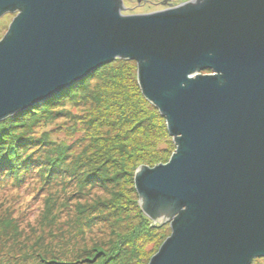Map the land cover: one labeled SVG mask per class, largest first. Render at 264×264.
I'll return each instance as SVG.
<instances>
[{"label": "water", "instance_id": "obj_1", "mask_svg": "<svg viewBox=\"0 0 264 264\" xmlns=\"http://www.w3.org/2000/svg\"><path fill=\"white\" fill-rule=\"evenodd\" d=\"M122 9L121 0H0V17L16 13L0 40V121L113 60L135 62L176 145L167 163L134 173L142 213L170 229L147 264L264 258V0Z\"/></svg>", "mask_w": 264, "mask_h": 264}, {"label": "rangeland", "instance_id": "obj_2", "mask_svg": "<svg viewBox=\"0 0 264 264\" xmlns=\"http://www.w3.org/2000/svg\"><path fill=\"white\" fill-rule=\"evenodd\" d=\"M121 1L122 15H142L159 12L190 0ZM15 15L16 13L5 14L0 17V40L6 34ZM95 86L92 83L89 90L94 91ZM65 112L66 116L63 117L50 118L45 115V121L40 120L29 129L34 139L29 154L34 152L33 157L40 161L39 164H43L45 170L47 169L45 165L49 164L47 163L48 158L55 159V161L57 159L58 153L52 150L55 147H65L68 159L74 163L79 160V157L87 158L89 153L94 151V146H90L91 141L88 135L93 132L89 125V119L96 110L93 107L76 103L67 106ZM94 132L96 133V131ZM99 132L98 137L100 138L103 136L109 138L115 134L108 127H101ZM170 139L173 143L171 137ZM96 140L97 138H95ZM46 141L50 144L54 142V144L50 145ZM173 147L174 150L167 156V162L176 150L174 143ZM123 150H126V147L121 149V152ZM110 151L112 150H108V153ZM115 158L121 161L122 154L114 153L111 159L116 162ZM70 168L71 166H68V169ZM119 170V168L111 172L109 170L108 173L113 176L114 172ZM37 171H31L30 176L19 181L11 177L0 178V264H36L37 259H41L40 256L50 262L49 264H59V262L66 263L85 258L87 254L94 252L93 255L98 252V254L109 256L114 253L113 250L116 247L120 246V243H123L126 236L129 237L133 229L140 226L138 197L136 200L129 191L124 193L131 201H136V204L127 202L129 199H121L116 206L118 208L126 206L127 210L120 211L115 217V214H112L113 208H109L110 200L114 199V193L121 189L120 184L113 187L112 182L101 184L97 179L95 181L81 180L79 176L71 173L68 175L69 173L62 169L55 173L57 175L47 176L49 178L46 179L42 173L38 175ZM92 208H97L103 217L86 221L92 213ZM83 210L84 212H82ZM120 218H123L124 221H117ZM148 220L152 225L155 224L149 218ZM114 221L117 222L112 226ZM141 242L130 246L125 243L124 249L128 251L130 257L127 259L125 256L120 257L115 260V263L111 261L107 264H127V260L128 264H132L137 257L136 251L138 253L142 251ZM159 243L160 241L155 242L154 245L152 242V250L148 253L147 259L157 252L155 250L159 249L162 244ZM139 244L140 247H138ZM94 247H98L99 250L90 252ZM147 247L148 245L146 249ZM93 255H89V258ZM146 260L143 262L145 263ZM251 264H264V258H256L252 260Z\"/></svg>", "mask_w": 264, "mask_h": 264}, {"label": "trees", "instance_id": "obj_3", "mask_svg": "<svg viewBox=\"0 0 264 264\" xmlns=\"http://www.w3.org/2000/svg\"><path fill=\"white\" fill-rule=\"evenodd\" d=\"M135 70L136 65L133 61L114 60L59 94L0 121V178L11 177L19 181L30 176L31 171L38 170V175L42 173V176L44 175L47 179L49 178L47 176L57 175L55 173L62 169L67 171L68 175L71 173L79 176L81 180L95 181L97 179L101 184L112 182L113 187L120 184L121 189L114 193V199L110 200L109 208H113L114 217L118 216L120 211L127 210L126 206L121 208L116 206L121 199H129L127 202L136 204V201H131L125 194L126 191H129L137 200L133 183L135 169L139 166L151 168L157 164L166 163L167 156L174 150V147L168 135L164 118L141 94ZM205 73H209V71ZM92 83L96 85L94 91L89 90ZM98 84H100L99 87H97ZM76 103L93 107L96 110L89 119V125L93 132L88 135L91 141L90 146H94V151L89 153V157L84 159L79 157V160L74 163L68 159L65 147H55L52 150L58 153L57 159L55 161V159L48 158L47 163L49 164L45 165L47 167L45 170L43 164H39L40 161L33 157L34 152L29 154L34 141L29 129L40 120L45 121V115L50 118L66 116L65 108ZM101 127H108L115 134L109 138L98 137ZM95 138H97L96 141ZM47 143L50 144V142ZM124 147L126 150H123L125 152L122 153L121 149ZM108 150H112L110 151L111 155ZM114 153H121L122 160L115 158L117 161L114 162L111 159ZM68 166H71L72 169H68ZM117 168L120 170L114 172L113 176L108 173L109 170L111 172ZM80 179L79 181L84 183ZM124 185H126V189L123 188ZM138 212L141 219L140 226L132 230L129 234L130 238L126 236L124 239L126 242L120 243V246L113 250L114 253L107 256L98 254V252L93 255L94 252L89 254L93 255L91 258L87 254L85 258L66 263L59 262V264H107L111 261L115 263V260L120 257L125 256L126 259L130 257L128 251L124 249L126 245H134L145 239L147 240L141 242L142 251L138 253L135 250L137 257L135 256V262L133 261L132 264H147L149 261L147 255L152 250V242L154 245L158 241L162 243L168 236L169 227L167 224L152 225L139 207ZM98 217H103V214L97 208H92V213L86 221L95 220ZM117 221L123 222L124 219L120 218ZM117 221L111 225L114 226ZM125 243L127 244L125 245ZM94 248L90 252L99 250L98 247ZM157 250L158 248L155 251ZM40 257L41 259H37L36 264L50 263L44 257Z\"/></svg>", "mask_w": 264, "mask_h": 264}]
</instances>
